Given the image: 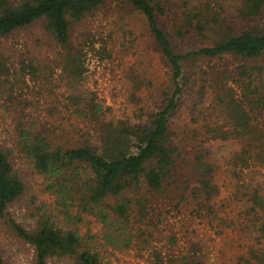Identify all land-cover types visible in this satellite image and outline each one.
I'll list each match as a JSON object with an SVG mask.
<instances>
[{"label":"trees","instance_id":"trees-1","mask_svg":"<svg viewBox=\"0 0 264 264\" xmlns=\"http://www.w3.org/2000/svg\"><path fill=\"white\" fill-rule=\"evenodd\" d=\"M122 1L143 16L167 68L161 99L137 122L117 118L95 92L82 88L87 51L71 31L107 0H0V40L40 28L25 51L0 42V105L12 125L9 137L0 139V232L7 229L29 246L34 264H104L97 235L86 239L77 225L85 223L90 232V216L114 248L147 242L148 207L173 187L176 206L190 208L222 235L235 222L216 207L220 187L207 142L239 140L242 164L264 167V0ZM213 60L226 62L216 84L201 68ZM195 77L200 99L209 88L215 96L208 106L193 107L186 129H175L181 97ZM232 79L237 96L228 90ZM146 82L140 74L134 85ZM186 160L194 180L182 185L180 161ZM22 163L45 179L56 207L18 220L13 208L30 186ZM248 195L245 215L255 244L246 261L264 264V194L252 189ZM169 254L166 263L157 252L156 263L208 264L200 244L176 258ZM0 264H9L1 238Z\"/></svg>","mask_w":264,"mask_h":264},{"label":"rangeland","instance_id":"rangeland-1","mask_svg":"<svg viewBox=\"0 0 264 264\" xmlns=\"http://www.w3.org/2000/svg\"><path fill=\"white\" fill-rule=\"evenodd\" d=\"M170 1L178 3L181 0ZM188 1L197 3L200 0ZM170 9L172 10L171 7ZM161 24L168 29L169 23L165 18H161ZM39 31L37 25L31 26L1 39L0 42L6 49L25 51L27 47L33 48V39ZM71 33L72 39L82 42L87 51V72L82 88L95 92L112 108L117 118L131 122L141 120L139 114L145 118L142 112L150 113L161 99V90L166 89L167 68L149 37L143 16L122 0H107L105 5L83 22L75 23ZM91 42H94V47ZM193 42L198 43L194 39ZM224 63L226 62L213 60L201 64V68L206 70L207 78L216 84ZM228 63L233 64V61ZM201 68L196 72L199 73ZM140 74L145 76L147 82L136 87L134 81ZM198 79L199 77L191 78L190 87L181 97L174 117L175 129H186V124L192 120L194 106L204 108L213 101L215 94L211 88L208 89L206 97L200 99L197 91L201 81ZM227 85L233 95L239 94L240 89L234 79L228 80ZM215 89H219L218 86ZM215 121L223 123L222 120ZM202 122L201 120L199 124ZM11 129V120L0 105V139H7ZM206 145L211 152L209 157L215 168V181L220 187L216 207L221 209L226 219L235 222L234 226L225 230L222 235H216L206 221L190 215V208L187 210L176 206L179 195L173 187L163 194L155 195L152 207H148V244L135 243L129 248H114L98 234L100 225L94 221L95 218H89L90 232L85 223L77 224L82 234L85 233L83 236L86 239L89 234L97 235L96 239L100 243L97 244V240L94 242L103 249L101 254L104 264H157V252H160L168 263L169 253L173 252L169 255L176 258L185 253L186 249H190L193 243L200 244L208 264H249L246 260L249 259V253L255 243L245 211L249 206L248 194L252 189H258L264 194V167H246L242 164L239 154L243 142L239 140H210ZM187 150L190 151V147ZM185 158L188 161L193 160V155H187ZM187 160L180 161L178 181L182 185L190 179L194 180ZM21 167L26 172L30 186L19 204L13 208V216L20 220L27 217L29 211L56 207V196L46 190L45 179L29 170L25 163H22ZM0 238L4 256L9 264H34L33 250L21 242L13 232L2 229ZM170 238H176L177 242H168Z\"/></svg>","mask_w":264,"mask_h":264}]
</instances>
